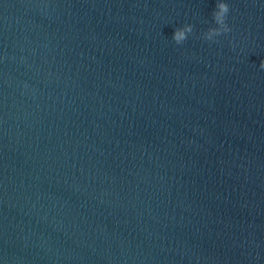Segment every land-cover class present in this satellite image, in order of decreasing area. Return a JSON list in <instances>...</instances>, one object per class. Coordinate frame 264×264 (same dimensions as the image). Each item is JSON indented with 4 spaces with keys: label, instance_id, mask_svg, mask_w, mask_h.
Masks as SVG:
<instances>
[{
    "label": "water",
    "instance_id": "obj_1",
    "mask_svg": "<svg viewBox=\"0 0 264 264\" xmlns=\"http://www.w3.org/2000/svg\"><path fill=\"white\" fill-rule=\"evenodd\" d=\"M0 264H188L24 0H0Z\"/></svg>",
    "mask_w": 264,
    "mask_h": 264
},
{
    "label": "clouds",
    "instance_id": "obj_2",
    "mask_svg": "<svg viewBox=\"0 0 264 264\" xmlns=\"http://www.w3.org/2000/svg\"><path fill=\"white\" fill-rule=\"evenodd\" d=\"M230 11L229 5L223 0H217L215 9L212 12V17L214 23L217 27H212L203 34V38L206 41H214L215 37L231 31V28L226 23L228 13ZM193 32V26L191 24H185L183 27H178L175 29L172 39L177 45L182 44L188 35ZM259 68L264 70V60L261 61Z\"/></svg>",
    "mask_w": 264,
    "mask_h": 264
}]
</instances>
